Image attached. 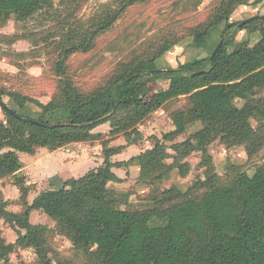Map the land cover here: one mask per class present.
I'll return each mask as SVG.
<instances>
[{
    "label": "trees",
    "instance_id": "1",
    "mask_svg": "<svg viewBox=\"0 0 264 264\" xmlns=\"http://www.w3.org/2000/svg\"><path fill=\"white\" fill-rule=\"evenodd\" d=\"M147 1L114 0L116 9H106L77 38L69 40L54 68L58 94L49 104L0 89V101L7 96L20 111L29 105L40 111L36 119L13 108L12 113L2 109L5 121L0 122V181L21 172L19 153L33 155L38 148L53 152L88 142L103 124H110L114 137H141L139 126L145 120L181 98H186L191 107L173 116V131L163 139L182 136L195 123L203 127L179 146L180 159L195 152L206 153L207 140L212 136L227 148L243 146L249 158L264 149V124L259 123L257 128L252 125L253 120H261L264 111V97L256 98V91L264 89V18L256 20L261 26L256 30L259 39L255 44L241 42L232 51L225 50L239 32L251 30L252 21L231 22L247 0H222L208 23L191 31L195 41L205 40L224 24L223 45L214 59L211 57L218 43L205 60L151 74L149 65L180 43L175 40L167 42L151 59L120 64L99 88L83 92L76 86L67 71L69 58L77 52L91 51L128 8ZM50 6L52 0H0V24L11 16L28 20ZM160 77L170 79L168 87L149 95L148 83ZM235 100L243 101V105L232 108ZM122 150V146L104 149L103 164L78 179H51L50 188L32 203L28 202L26 181L17 177L15 184L24 209L16 223L25 233L14 244L7 245L0 239V264H10L9 255L19 245L34 249L37 264H72L49 260L51 229L32 224L33 211H41L55 221L57 230L86 256L89 264H264V162L247 178L248 184L239 166L225 179L206 170L204 179L193 185L196 196L190 200L179 188L160 191L155 187L181 166L177 161L165 162L164 142L156 141L152 149L128 162H113ZM131 162H137L140 177L150 180L153 187L151 206L146 209H124L126 195L109 187L121 182L113 169ZM7 206L0 191V219L7 214Z\"/></svg>",
    "mask_w": 264,
    "mask_h": 264
},
{
    "label": "rangeland",
    "instance_id": "2",
    "mask_svg": "<svg viewBox=\"0 0 264 264\" xmlns=\"http://www.w3.org/2000/svg\"><path fill=\"white\" fill-rule=\"evenodd\" d=\"M221 1L148 0L134 5L123 13L108 32L97 39L91 51L77 52L69 58L68 74L81 91L89 92L105 85L120 64L151 59L167 42L175 40H180L177 45L180 47L171 49L149 65L153 69L150 73L171 71L179 65L205 60L222 40L224 24L213 29L205 40L195 41L190 33L208 23ZM241 6L244 7L243 15L239 17L234 13L231 22H244L251 17L264 16V0H247ZM110 7L116 9L114 0H52V6L44 8L28 20L19 21L16 16L9 17L0 24V89L49 104L58 94L59 79L54 68L61 51L68 46L70 39L77 38L83 29L88 28ZM248 16L251 17L245 20ZM252 22L251 30L239 32L234 42L225 46V50L230 52L241 42L253 45L258 41L256 30L261 23L256 20ZM169 82L168 77H160L148 83L149 95L161 91ZM256 92V98L264 97V89ZM2 102L25 116L39 118L40 111L34 105L20 111L9 97H3ZM242 105L243 101L235 100L231 107ZM190 107L185 98L168 103L139 126L141 137H127L123 134L114 137L107 123L96 128L93 131L95 137L88 142L71 144L53 152L38 148L33 155L19 153L23 171L15 177L0 181L2 198L8 203L7 214L0 219L2 242L14 244L25 233L16 223L18 214L24 209L20 203L19 188L15 184L17 177L26 181L29 188L28 202L32 203L41 192L50 188L49 178L56 172L51 166L64 162V168L73 177L79 178L101 165L105 158L104 149L108 147L124 146L112 158L113 162H120L149 150L156 141L161 140L165 145V162L172 164L177 161L181 166L155 187L160 191L179 188L190 200L196 196L193 185L204 179L208 169L225 179L228 172L239 166L245 174L244 182L248 184L247 178L264 162V149L249 158L243 146L227 148L212 136L207 140L206 153L195 152L180 159L179 146L202 129L200 123L188 126L182 136L163 139L165 134L173 131V116ZM2 121H5V116L0 107ZM259 123L264 124V111L260 121H252L255 128ZM114 171L121 179L114 188L118 194L126 195L127 204L123 205L124 209H146L151 206L149 199L153 187L150 180L140 177L139 169L127 166L115 168ZM69 177L65 175L62 179L67 180ZM62 198L68 201L66 194H62ZM30 221L34 225H44L51 229L48 237L51 262L61 260L72 264H89L86 256L75 250L70 239L57 230L56 222L45 213L33 211ZM9 261L10 264H37V257L33 248L19 245L9 255Z\"/></svg>",
    "mask_w": 264,
    "mask_h": 264
},
{
    "label": "crops",
    "instance_id": "3",
    "mask_svg": "<svg viewBox=\"0 0 264 264\" xmlns=\"http://www.w3.org/2000/svg\"><path fill=\"white\" fill-rule=\"evenodd\" d=\"M243 8L244 7H240L237 11H236V16H242L243 15V13H242V11H243ZM249 17H251V16H248V17H246V18H244L245 20L246 19H248ZM251 18H253V17H251ZM250 19V18H249ZM243 34H245V32L243 33ZM177 48L178 47H180V46H176ZM176 47H174V48H176ZM169 84V83H168ZM168 84L165 86V88L164 89H166L167 87H168ZM163 90V89H162ZM186 99V98H185ZM103 125H105V124H103ZM100 126H102V125H100ZM99 126V127H100ZM98 128V127H97ZM95 131V130H94ZM118 147H120V146H118ZM122 147H124V146H122ZM150 149H152V148H150ZM147 151V150H146ZM141 153H143V152H140L139 154H136L135 156H132L129 160H124V161H120V162H128V161H130L132 158H135V157H137L138 155H140ZM103 162L104 161H102V163H101V165L103 164ZM64 163V162H63ZM63 163H61V164H57V165H53V166H51L52 167V169H53V171H56V172H54V174L52 175V177H50L49 179H55V178H58L59 180H61V181H67V180H70V179H72V178H76V176L75 177H73V175H71V172H69V171H67V168H64V165H63ZM100 165V166H101ZM99 166V167H100ZM127 166H129V167H135L136 169H139V166H138V164H137V162H131L129 165H127ZM126 166V167H127ZM98 167V168H99ZM115 170V168L113 169V171ZM23 171V169L21 170V172ZM70 171H73V170H71L70 169ZM91 171V170H90ZM115 172V171H114ZM115 174H116V172H115ZM65 175H68V177L69 176H71V177H69L70 179H67V180H63L62 179V177H64ZM117 175V174H116ZM80 178V177H79ZM76 179H78V178H76ZM50 183V182H49ZM110 185H113V186H110ZM109 187H113L112 189H115L114 187H117V184H115V183H111V184H109Z\"/></svg>",
    "mask_w": 264,
    "mask_h": 264
},
{
    "label": "water",
    "instance_id": "4",
    "mask_svg": "<svg viewBox=\"0 0 264 264\" xmlns=\"http://www.w3.org/2000/svg\"><path fill=\"white\" fill-rule=\"evenodd\" d=\"M264 18V16L263 17H253V18H250V19H248V20H246V21H244L245 23H247V22H251V21H254V20H258V19H263ZM223 45V41H221L220 43H219V45L217 46V48L214 50V52H213V54H212V59H214V57L216 56V54L218 53V51H219V49L221 48V46ZM157 72H160V71H153V72H151V73H157ZM0 107L3 109V110H5V111H7V112H10V113H12V110L10 109V107H8L5 103H3L2 101H0ZM17 116V115H16ZM19 119H21V120H26L27 122H30V123H34V124H38V122H36V121H34V120H32V119H25V118H21V117H19V116H17Z\"/></svg>",
    "mask_w": 264,
    "mask_h": 264
}]
</instances>
